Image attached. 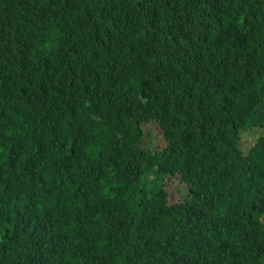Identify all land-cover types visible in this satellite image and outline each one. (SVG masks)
<instances>
[{"label": "trees", "instance_id": "16d2710c", "mask_svg": "<svg viewBox=\"0 0 264 264\" xmlns=\"http://www.w3.org/2000/svg\"><path fill=\"white\" fill-rule=\"evenodd\" d=\"M169 3L0 0V264H264V0Z\"/></svg>", "mask_w": 264, "mask_h": 264}, {"label": "clouds", "instance_id": "9594fccd", "mask_svg": "<svg viewBox=\"0 0 264 264\" xmlns=\"http://www.w3.org/2000/svg\"><path fill=\"white\" fill-rule=\"evenodd\" d=\"M178 4H179V0H171V3H169V7L174 10L175 5L178 7L179 6ZM116 8L117 7L115 5L111 7L109 4V7L105 10L106 14L102 21L103 27L110 29L109 34L111 35L112 38L120 34L126 37L129 31L133 28V25L123 20L122 17L116 13L115 10ZM114 41L111 43L110 46L107 45L105 46V53H107L109 57L117 58L120 57L122 54L121 50L123 45L121 42H118L116 40ZM260 131L261 129L257 126H251L240 130L239 131L240 144H241V136L245 134L249 136L250 139L252 140L248 147H250V145H252L254 142L259 145L260 143L257 142L259 139L257 138L262 137L260 135ZM256 133L258 134L257 137L255 136Z\"/></svg>", "mask_w": 264, "mask_h": 264}, {"label": "rangeland", "instance_id": "374dc122", "mask_svg": "<svg viewBox=\"0 0 264 264\" xmlns=\"http://www.w3.org/2000/svg\"><path fill=\"white\" fill-rule=\"evenodd\" d=\"M255 136L257 137L258 136V134L256 133L255 134ZM257 139H259L257 142L258 143H260L259 145H262L263 146V148H264V137H259V138H257ZM256 139V140H257ZM251 139H250V137L249 136H247V135H242L241 136V147L242 148H246V147H248L249 146V144L251 143ZM175 181H169V184L173 187L174 185H175ZM176 198H177V195H176Z\"/></svg>", "mask_w": 264, "mask_h": 264}]
</instances>
